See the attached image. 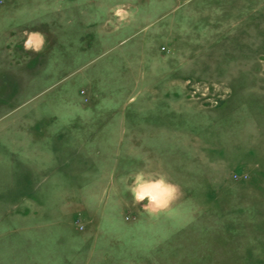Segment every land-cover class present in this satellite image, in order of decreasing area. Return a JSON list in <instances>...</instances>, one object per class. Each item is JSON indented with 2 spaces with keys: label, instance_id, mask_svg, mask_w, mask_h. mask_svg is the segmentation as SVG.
<instances>
[{
  "label": "rangeland",
  "instance_id": "rangeland-1",
  "mask_svg": "<svg viewBox=\"0 0 264 264\" xmlns=\"http://www.w3.org/2000/svg\"><path fill=\"white\" fill-rule=\"evenodd\" d=\"M0 42V264H264V0H0Z\"/></svg>",
  "mask_w": 264,
  "mask_h": 264
},
{
  "label": "clouds",
  "instance_id": "clouds-1",
  "mask_svg": "<svg viewBox=\"0 0 264 264\" xmlns=\"http://www.w3.org/2000/svg\"><path fill=\"white\" fill-rule=\"evenodd\" d=\"M131 192L136 201L147 199L148 204L161 207L172 198L175 186L164 175L146 176L143 172H138L133 177Z\"/></svg>",
  "mask_w": 264,
  "mask_h": 264
},
{
  "label": "crops",
  "instance_id": "crops-1",
  "mask_svg": "<svg viewBox=\"0 0 264 264\" xmlns=\"http://www.w3.org/2000/svg\"><path fill=\"white\" fill-rule=\"evenodd\" d=\"M4 20H2V28H1V31L3 32L4 35L8 34V26L5 25L3 23ZM7 42L5 41V47H7ZM4 44H1L0 42V46L2 47ZM7 51V50H6ZM7 60H5L2 56H0V67H5V68H11L12 65L11 63L8 65V61L6 62ZM2 69V68H1ZM3 71V70H2ZM5 72H1L0 73V76H4ZM262 160L264 161V157H261ZM22 194V193H21ZM13 198H14V193L11 194V196H8V190L6 191L5 194H2V196L0 197V224L1 222L4 220V218H11L13 217L11 215V213H13L12 209H14V205L11 203V201H13ZM9 204L11 205L9 207ZM9 207V208H8ZM10 232V229L8 230V227H1L0 225V237H5L6 238V235ZM189 241V238L188 240ZM3 242H6L7 243V239ZM199 242V240H198ZM198 242H194L195 244H197Z\"/></svg>",
  "mask_w": 264,
  "mask_h": 264
}]
</instances>
